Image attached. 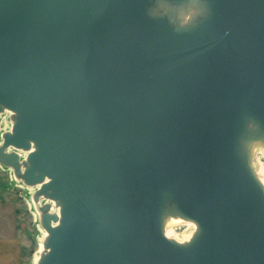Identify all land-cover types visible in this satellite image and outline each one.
Returning <instances> with one entry per match:
<instances>
[{"label": "water", "instance_id": "1", "mask_svg": "<svg viewBox=\"0 0 264 264\" xmlns=\"http://www.w3.org/2000/svg\"><path fill=\"white\" fill-rule=\"evenodd\" d=\"M191 1L0 0V165L47 200L37 264H264V0L157 9Z\"/></svg>", "mask_w": 264, "mask_h": 264}, {"label": "rangeland", "instance_id": "2", "mask_svg": "<svg viewBox=\"0 0 264 264\" xmlns=\"http://www.w3.org/2000/svg\"><path fill=\"white\" fill-rule=\"evenodd\" d=\"M5 112L8 111H4L3 114ZM11 117L12 113L8 112L9 123ZM8 131L10 129L2 134ZM259 158L264 161V152L253 154L252 167L258 165ZM7 169L9 168L0 165V262L1 264H34V255L38 248L41 230L43 231L37 217L35 218L39 210L33 207L34 193L30 195L29 190L14 176L13 171L10 173ZM29 201L32 206L29 205ZM175 229L179 233V240H183V233L189 232L185 231L187 229L185 223L175 226Z\"/></svg>", "mask_w": 264, "mask_h": 264}, {"label": "bare ground", "instance_id": "3", "mask_svg": "<svg viewBox=\"0 0 264 264\" xmlns=\"http://www.w3.org/2000/svg\"><path fill=\"white\" fill-rule=\"evenodd\" d=\"M197 4H198V2H195V0H192L191 4H190L191 6H189L188 11H186L184 9V7H181V6L176 7V8H172V7H170L166 4H163V3L158 4L157 9L160 13L167 14L170 17L174 18L176 25H179L180 27H184V26H188L189 24H191L194 21V18L197 16V13H198L197 10H199V8L202 7L201 4H199V5H197ZM7 116H8V112H5L4 114L3 113L0 114V144H1L2 132L9 130L11 127V123H9V121L7 120ZM32 149H33V147L30 144L28 151H31ZM6 151L9 152V151H12V149H7ZM263 152H264V142H260V141H257V139H255L254 143L251 146V156H253V154H255V153L263 154ZM27 153H28L27 151H25L23 153L17 152V155H18L19 159H24V158H26ZM258 162H259L258 165H255V166L253 165L252 169H253L259 183L261 184L262 188L264 189V161H262V158H259ZM7 170L10 173L12 172V170L10 168ZM23 186L29 190L30 195H32V193H34L38 187V186L29 187V186H25V185H23ZM46 201L41 198L39 200L38 204H35V203L33 204V207L35 209H38L39 206L42 205L43 203H46ZM50 203H51V207H52L51 212L58 214L59 204L56 201H52ZM29 205L32 206L30 201H29ZM54 207H56L57 210H54ZM36 217L39 221V214H36L35 218ZM181 223H185L187 226V229L185 231L186 232L189 231L187 233H183V237H182L183 240L178 239L179 233L175 229V226H177ZM195 232H196V226L192 222L187 221V220L184 221V220L180 219V217H178L175 214L167 215L166 218L164 219L163 233H164V236L169 240L175 241V242L180 243V244H185L191 240V238L193 237ZM47 235H48V233L46 231L41 230V236L39 239L38 248H37V251L34 255V264H37L40 256L43 255L44 252L46 251V249L44 247V243H45V240L47 238Z\"/></svg>", "mask_w": 264, "mask_h": 264}, {"label": "crops", "instance_id": "4", "mask_svg": "<svg viewBox=\"0 0 264 264\" xmlns=\"http://www.w3.org/2000/svg\"><path fill=\"white\" fill-rule=\"evenodd\" d=\"M0 264H1V262H0Z\"/></svg>", "mask_w": 264, "mask_h": 264}]
</instances>
